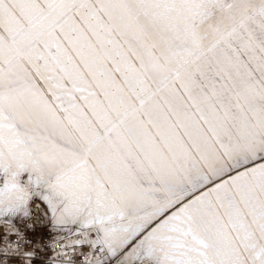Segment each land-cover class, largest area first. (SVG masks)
<instances>
[{"label":"snow or ice","instance_id":"6c2138e0","mask_svg":"<svg viewBox=\"0 0 264 264\" xmlns=\"http://www.w3.org/2000/svg\"><path fill=\"white\" fill-rule=\"evenodd\" d=\"M0 264H264V0H0Z\"/></svg>","mask_w":264,"mask_h":264}]
</instances>
